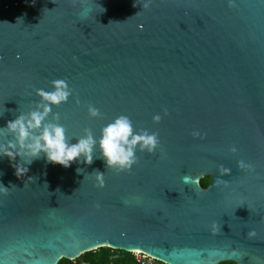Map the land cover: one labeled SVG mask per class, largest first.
I'll use <instances>...</instances> for the list:
<instances>
[{
  "label": "water",
  "instance_id": "water-1",
  "mask_svg": "<svg viewBox=\"0 0 264 264\" xmlns=\"http://www.w3.org/2000/svg\"><path fill=\"white\" fill-rule=\"evenodd\" d=\"M146 2L0 0V127L63 80L71 94L45 122L71 143L121 115L159 141L127 171L106 168L98 147L67 168L41 154L19 178L23 160L0 156V264L104 247L163 264H264V0Z\"/></svg>",
  "mask_w": 264,
  "mask_h": 264
},
{
  "label": "clouds",
  "instance_id": "clouds-1",
  "mask_svg": "<svg viewBox=\"0 0 264 264\" xmlns=\"http://www.w3.org/2000/svg\"><path fill=\"white\" fill-rule=\"evenodd\" d=\"M150 2V0H148ZM148 2L144 7H148ZM101 7L102 13L105 9ZM89 9L84 8L82 17H86ZM52 90L36 89V95L40 97V102L35 108L26 113H20L14 119L6 121L0 127V136L11 135L13 139L0 143V156L7 157L9 161L17 157L23 160V167H14L15 175L27 172L26 165L40 158L41 154L47 162L59 164L65 168L69 167L73 161L91 164L93 160V149L98 147L100 157L106 168H114L117 171H127L136 162L135 152L137 148L152 153L158 146L156 133L149 134L147 130H134L131 120L127 116H118L100 129L99 138L93 136L89 129H84V134L76 138L75 143H71L66 137V129L63 125L55 122H45L51 112V106H59L65 103L71 94V90L63 80L51 82ZM79 104V100L76 101ZM89 117L100 115L99 110L91 104L87 106ZM2 115V114H0ZM58 116L53 115V120ZM159 115H154L153 120L158 121ZM196 135V133H194ZM233 152L235 148L231 149ZM81 157L83 160L81 161ZM244 167L242 162H239ZM79 173L81 169L77 168ZM225 174L228 172L224 170ZM96 172V179L101 180L102 173ZM217 182L220 178L217 177ZM208 185H205L207 187ZM60 264H68L62 260ZM235 264V261L232 262Z\"/></svg>",
  "mask_w": 264,
  "mask_h": 264
},
{
  "label": "trees",
  "instance_id": "trees-1",
  "mask_svg": "<svg viewBox=\"0 0 264 264\" xmlns=\"http://www.w3.org/2000/svg\"><path fill=\"white\" fill-rule=\"evenodd\" d=\"M200 183L203 187H205V185H209L210 178L206 177L202 179ZM62 260L67 261L68 264H137L134 253H128L121 250H113L107 247L86 253L74 261L66 259ZM60 262L58 264H60ZM159 264L163 263L159 262ZM221 264H232V262H225Z\"/></svg>",
  "mask_w": 264,
  "mask_h": 264
},
{
  "label": "built area",
  "instance_id": "built-area-1",
  "mask_svg": "<svg viewBox=\"0 0 264 264\" xmlns=\"http://www.w3.org/2000/svg\"><path fill=\"white\" fill-rule=\"evenodd\" d=\"M137 264H159V261L140 251L134 252ZM85 264V263H82Z\"/></svg>",
  "mask_w": 264,
  "mask_h": 264
}]
</instances>
